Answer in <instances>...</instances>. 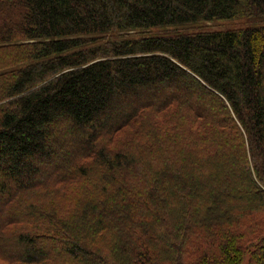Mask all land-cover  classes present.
<instances>
[{
	"label": "trees",
	"instance_id": "obj_1",
	"mask_svg": "<svg viewBox=\"0 0 264 264\" xmlns=\"http://www.w3.org/2000/svg\"><path fill=\"white\" fill-rule=\"evenodd\" d=\"M239 15L0 0V264H264V24L100 42Z\"/></svg>",
	"mask_w": 264,
	"mask_h": 264
},
{
	"label": "rangeland",
	"instance_id": "obj_2",
	"mask_svg": "<svg viewBox=\"0 0 264 264\" xmlns=\"http://www.w3.org/2000/svg\"><path fill=\"white\" fill-rule=\"evenodd\" d=\"M264 24L261 21H257L255 18H250L245 15H239L236 18L230 20H215L210 22H200L197 24H191L179 27H163L157 29L146 30L143 32H127V33H113L102 37L101 43L107 42L112 39L123 38L127 36H142L143 34H166L175 35L176 33H198V32H212V31H228V30H242L251 25ZM55 154L60 155V151L55 149Z\"/></svg>",
	"mask_w": 264,
	"mask_h": 264
}]
</instances>
